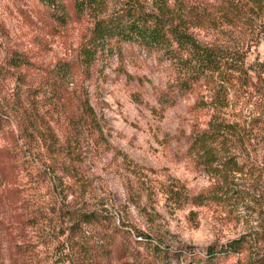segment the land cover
<instances>
[{
  "label": "rangeland",
  "instance_id": "374dc122",
  "mask_svg": "<svg viewBox=\"0 0 264 264\" xmlns=\"http://www.w3.org/2000/svg\"><path fill=\"white\" fill-rule=\"evenodd\" d=\"M78 1L82 14L76 0H0V264H61L67 241L103 237L80 230L83 210L107 216L108 235L127 250L112 264H264V137L216 146L210 167L187 143L220 115L248 120L255 99L231 91L221 108L218 74L183 91L178 65L136 46L92 67L84 58L97 21L157 16L202 46H244L253 67L264 62V19L251 6L241 13L246 0ZM85 102L95 113L86 128ZM240 239L235 254L228 246Z\"/></svg>",
  "mask_w": 264,
  "mask_h": 264
},
{
  "label": "trees",
  "instance_id": "16d2710c",
  "mask_svg": "<svg viewBox=\"0 0 264 264\" xmlns=\"http://www.w3.org/2000/svg\"><path fill=\"white\" fill-rule=\"evenodd\" d=\"M50 5L55 9L57 4L52 1ZM248 7L249 12L254 14L260 23L264 19V0H246L242 5L241 13L247 14ZM75 8L77 13L82 14L86 3L76 0ZM196 19L199 25L203 24L202 19ZM56 20L61 23L65 21L63 17L58 16ZM260 26L261 29L256 35L264 38V24ZM124 45L136 46L160 61L166 60L178 65L183 73L179 83L183 91H187L202 78L211 81L213 75L218 74L220 88L216 101L213 98L212 100L213 103H220L221 108L228 107V96L231 91H235L234 94L239 95L238 98L244 99L246 103L255 99L256 114L251 113L248 120L242 123H229L223 115H220L215 119L214 125L210 124L209 129L192 131L187 137L188 152L200 164L210 167L219 157L221 158L216 146H226L233 141L250 143L264 137V62L247 67V53L244 52V46L236 50L202 46L187 32L182 23L173 22L168 17L134 16L126 20L120 16L97 21L84 46L85 65L92 67L96 59L110 55ZM242 106L244 107L245 103ZM82 109L81 119L86 128V120L95 118V113L88 102L82 105ZM93 121L97 124V120ZM47 131L48 133H42L49 141V150L57 151V137L49 127ZM77 221L83 232H85L83 227L90 226L92 230H101L104 236L98 235L93 242L83 240L82 243L76 244L67 241L63 245L61 264H112L115 256L122 259L127 253L124 247L119 246L116 240L108 235L110 226L106 224L109 221L107 216L97 210L89 212L83 210ZM243 240L231 242L228 249L235 254H241L245 245ZM207 251L208 260L219 253L217 246L209 247Z\"/></svg>",
  "mask_w": 264,
  "mask_h": 264
}]
</instances>
